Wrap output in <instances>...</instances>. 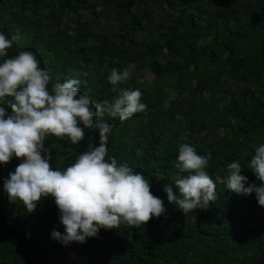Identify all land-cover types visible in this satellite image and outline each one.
Masks as SVG:
<instances>
[{"label":"trees","instance_id":"obj_1","mask_svg":"<svg viewBox=\"0 0 264 264\" xmlns=\"http://www.w3.org/2000/svg\"><path fill=\"white\" fill-rule=\"evenodd\" d=\"M99 5L0 0V264H264V0Z\"/></svg>","mask_w":264,"mask_h":264},{"label":"rangeland","instance_id":"obj_2","mask_svg":"<svg viewBox=\"0 0 264 264\" xmlns=\"http://www.w3.org/2000/svg\"><path fill=\"white\" fill-rule=\"evenodd\" d=\"M91 4H93V6L95 5V8L98 9L101 6L99 5V0H88ZM154 15L156 18H160L163 14L161 12H159V7H155V10H153ZM162 14V15H160ZM97 30L100 33H106V34H112L115 29L114 27H112L111 23H109L108 21L103 20L99 25L96 26ZM124 71V70H123ZM126 73H135V68L134 66H127L125 69ZM140 73V72H139ZM139 75H141L144 79L145 82L151 81L153 79V75L152 72L149 69H145L143 70ZM172 82H169V85L164 87V92H166L168 95L171 94V85Z\"/></svg>","mask_w":264,"mask_h":264}]
</instances>
